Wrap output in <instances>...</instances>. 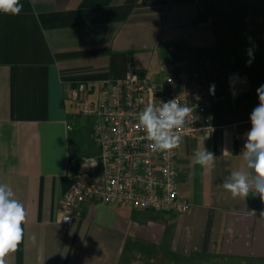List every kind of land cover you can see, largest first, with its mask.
Segmentation results:
<instances>
[{
    "label": "crops",
    "instance_id": "crops-1",
    "mask_svg": "<svg viewBox=\"0 0 264 264\" xmlns=\"http://www.w3.org/2000/svg\"><path fill=\"white\" fill-rule=\"evenodd\" d=\"M20 2L19 15L0 13V184L27 213L23 241L6 264H264V204L223 188L232 171H247L240 153L253 106L220 117L211 100L216 130L182 138L179 186L188 212L88 202L72 225L63 222L64 195L86 169L83 128L91 116L68 88L123 78L129 63L157 80L163 61L185 59L192 68L196 54L217 47L203 0ZM197 145L215 153L211 172L193 164Z\"/></svg>",
    "mask_w": 264,
    "mask_h": 264
},
{
    "label": "built area",
    "instance_id": "built-area-1",
    "mask_svg": "<svg viewBox=\"0 0 264 264\" xmlns=\"http://www.w3.org/2000/svg\"><path fill=\"white\" fill-rule=\"evenodd\" d=\"M172 51L173 47H169ZM160 79L135 72L129 63L125 77L103 79L97 86L81 81L68 97L83 115L95 117L98 154L85 157V170L75 175L63 202V222L72 225L88 202L123 204L137 209L188 212L191 203L180 194L178 147L155 152L139 126L138 114L149 103L177 98L192 113L181 138L216 130L211 96L204 75L185 59L160 63ZM69 218L67 221H65Z\"/></svg>",
    "mask_w": 264,
    "mask_h": 264
},
{
    "label": "clouds",
    "instance_id": "clouds-1",
    "mask_svg": "<svg viewBox=\"0 0 264 264\" xmlns=\"http://www.w3.org/2000/svg\"><path fill=\"white\" fill-rule=\"evenodd\" d=\"M23 8L20 0H0V13L19 15ZM248 55L250 63L253 57L251 50H248ZM209 92L215 94V84L210 85ZM256 94L259 104L250 114L251 128L245 134L246 142L240 153L247 171H232L223 182V188L230 192L233 198L246 199L252 193L264 204V85L257 88ZM192 111L187 104H180L177 98L167 102L160 101L159 104H147L138 114L139 126L146 133L141 138L150 141L155 152H170L182 142L176 130L185 125ZM223 155L232 154L225 148ZM215 159V153L206 147L197 145L193 150V164L200 165L206 172L214 169ZM253 214L256 213L253 211ZM259 216L264 219V210L260 211ZM26 217V209L15 199L12 188L7 184H0V264H6L5 258L16 252L22 243V225L26 223ZM31 239L35 243V235Z\"/></svg>",
    "mask_w": 264,
    "mask_h": 264
},
{
    "label": "rangeland",
    "instance_id": "rangeland-1",
    "mask_svg": "<svg viewBox=\"0 0 264 264\" xmlns=\"http://www.w3.org/2000/svg\"><path fill=\"white\" fill-rule=\"evenodd\" d=\"M203 3L214 19L217 47L207 54H196L192 69L204 75L208 87L215 84V94L210 96L216 115L241 116L246 108L258 106L256 90L264 85V0ZM248 50L253 54L250 63ZM95 122L94 116H87L82 160L99 152Z\"/></svg>",
    "mask_w": 264,
    "mask_h": 264
},
{
    "label": "water",
    "instance_id": "water-1",
    "mask_svg": "<svg viewBox=\"0 0 264 264\" xmlns=\"http://www.w3.org/2000/svg\"><path fill=\"white\" fill-rule=\"evenodd\" d=\"M228 141H229V146H231V143H232V132L229 133Z\"/></svg>",
    "mask_w": 264,
    "mask_h": 264
}]
</instances>
